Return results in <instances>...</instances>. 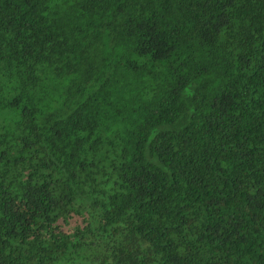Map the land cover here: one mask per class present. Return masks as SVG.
Here are the masks:
<instances>
[{
    "label": "trees",
    "instance_id": "obj_1",
    "mask_svg": "<svg viewBox=\"0 0 264 264\" xmlns=\"http://www.w3.org/2000/svg\"><path fill=\"white\" fill-rule=\"evenodd\" d=\"M0 264H264V0H0Z\"/></svg>",
    "mask_w": 264,
    "mask_h": 264
}]
</instances>
